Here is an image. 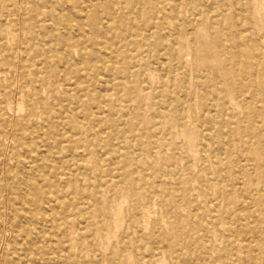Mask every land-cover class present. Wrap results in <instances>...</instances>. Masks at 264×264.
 <instances>
[{
    "label": "rangeland",
    "instance_id": "1",
    "mask_svg": "<svg viewBox=\"0 0 264 264\" xmlns=\"http://www.w3.org/2000/svg\"><path fill=\"white\" fill-rule=\"evenodd\" d=\"M0 38V264H264V0H0Z\"/></svg>",
    "mask_w": 264,
    "mask_h": 264
},
{
    "label": "bare ground",
    "instance_id": "2",
    "mask_svg": "<svg viewBox=\"0 0 264 264\" xmlns=\"http://www.w3.org/2000/svg\"><path fill=\"white\" fill-rule=\"evenodd\" d=\"M1 42H2V38H0V43ZM5 60H7V59H5ZM1 76H2V78L6 79V75L2 74ZM101 130L102 129H99V130L95 131V135L97 137L99 135V131H101ZM123 130H124V128H123ZM64 136H65L64 133L63 134L62 133L58 134V138H57L58 141L49 144V148L50 149H48V150H52V149L56 150L55 154L57 155V156H51L50 160H43V156L44 155H50V153L49 154H45L46 152L45 153L36 152L35 153L36 154L35 157L34 156L25 155L21 161H18V162H20L22 170L25 173L24 175L28 176V177H24V178L20 179V185H23L24 187L26 186V188L30 189V191L32 192V195L35 196V202L34 203H35L36 210L41 211V213H43V215H48V213L51 212V210H52V204L56 202L57 193L59 191L56 190V188H54V191H51V187H53L52 185L58 184L60 182V179H62V178L66 179V176H67V174H65L62 171L61 172L56 171L55 173L52 172V167L48 163H50V162H56V163L58 162V164L62 163L63 162L62 155L65 152H70L72 157L76 156L75 151H74L75 149L70 148V147L64 148V146L62 145V143L64 142L63 138H65ZM28 139H30V137ZM98 141H100L99 137H98ZM83 147H84L83 143L82 142H78L77 148L82 150ZM42 154H44V155H42ZM1 167H2V165H1ZM15 178H16V175L13 176V177H10V180L13 182V180ZM46 186H49L48 190L43 192L41 190V188L46 187ZM242 201H243V199H242ZM52 221H53V219L48 218V223H52ZM120 224H122V223H120ZM39 259H40V257H39Z\"/></svg>",
    "mask_w": 264,
    "mask_h": 264
}]
</instances>
